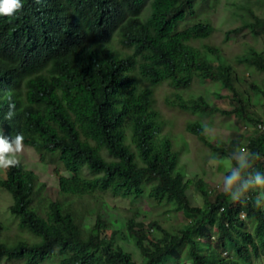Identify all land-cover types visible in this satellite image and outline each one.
<instances>
[{
	"label": "trees",
	"instance_id": "trees-1",
	"mask_svg": "<svg viewBox=\"0 0 264 264\" xmlns=\"http://www.w3.org/2000/svg\"><path fill=\"white\" fill-rule=\"evenodd\" d=\"M217 1L133 0L130 8L142 9L148 3V17L141 13L133 18L124 13L111 30L94 33L86 46L52 58L46 55L32 67L33 73L23 75L22 88L15 80L0 82V129L5 137L11 140L22 134V143L33 147L40 160L53 163L55 170L71 173L57 178L58 198L53 199L50 187L40 182L33 170L19 162L5 168L0 188L10 194L8 211L20 231L12 239L0 233V264L264 261V187L251 186L242 200L232 201L226 188L211 191L202 178H186V169L180 163L186 143L182 147L174 144L173 137L163 133V120L153 97L154 87L163 82L178 90L171 104L196 116L187 122L188 132L220 158L230 160L233 169L226 176L237 171L243 183L251 180L255 171L264 174V128H257L264 123V108L263 116L253 110L251 94L242 87L246 83L258 92V100L264 105V18L255 14L250 0L236 4L239 7L231 6L234 9L229 12L233 20H242L252 36L262 39L260 49L249 46L236 57L250 72L262 75L259 81H249L239 76L219 47L204 42L214 31L209 12ZM62 2L65 5L60 8ZM42 3L60 9L48 7L42 11ZM74 7L70 0H25L19 12L24 21L15 20L19 23L14 25L23 30L10 32L15 38L34 37L38 31L45 37L47 22L66 23ZM112 10L121 12V5L112 6ZM0 27L5 26L0 23ZM31 29L35 31H25ZM113 32L121 44L158 37L128 56L109 47ZM195 82L213 84L217 95L227 90L233 103L227 114L254 123L244 145L239 139L226 145L211 143L202 118L219 108L203 94L186 96L181 92ZM10 102L15 104L14 115L5 119ZM239 146L256 154L247 157L250 167H239L235 157ZM84 167L94 176L85 177ZM191 182L202 196L200 205H193L187 194ZM239 187L234 185L231 190ZM96 192H110L132 201L141 198L159 206L162 216L181 212L187 221L178 229L162 225L156 218L144 221L147 210L140 205L120 224L121 229H112L107 236L110 224L99 212L95 223L85 228L83 213L73 207L74 197L80 200ZM150 227L157 234L149 233ZM24 232L31 236L26 237ZM116 234L132 241L141 260H136L123 244L115 243Z\"/></svg>",
	"mask_w": 264,
	"mask_h": 264
},
{
	"label": "rangeland",
	"instance_id": "rangeland-1",
	"mask_svg": "<svg viewBox=\"0 0 264 264\" xmlns=\"http://www.w3.org/2000/svg\"><path fill=\"white\" fill-rule=\"evenodd\" d=\"M242 1H217L215 8H212L209 12L214 31L204 42L219 47L223 56L234 66L241 78L249 81L255 78L259 81L262 77L260 73L256 71L250 72L246 66L236 61V57L245 53L249 46L256 49H260L263 46L262 39L252 36L249 29L242 24L240 18L233 20L229 16V12L234 9L231 6L239 7L236 4ZM250 2L255 14L264 18V0H250ZM247 85L243 83L242 87L245 86L244 88L251 94L252 109L263 116L264 105L258 100V92H253ZM214 88L215 86L211 83L200 84L195 82L192 83L187 91L181 92L186 96L189 93L192 95L203 94L209 99L211 104L219 108L213 114L207 117L203 116L202 118L207 125L206 135L210 136L211 143H218L220 141L226 145L232 139H239L243 143L242 145H244L245 138L253 131L254 123L243 122L242 120L238 121L235 114H227V111L233 108L230 93L222 89L220 90V95H217L213 92ZM177 91V89L168 83L160 84L154 88L155 107L159 111L161 120H163L162 131L163 133H169L173 137L174 144H181L182 147V144L186 143V147L182 148L180 154V163L186 169V171L183 170L186 172V178L194 180L202 178L208 190H223L225 189L223 178L226 176L225 173L227 171L233 169V165L228 158H220L209 146L187 131V122L196 118V116L171 104L173 94ZM236 151L235 157L239 163L241 154L247 152V150L239 146L236 148ZM16 156L22 167L33 170L38 180L50 187L52 198L57 199V178L59 175L70 176V174L61 168L55 170V165L49 161L43 162L40 160L39 155L30 146L22 144L21 150L16 153ZM85 174L91 176L88 170L85 171ZM4 176L5 168L0 167V177ZM187 194L193 205H200L202 203V196L196 191L192 182L187 186ZM84 197L81 200L77 198L72 199L74 201V209L83 213V227L90 228L95 223L96 211H98L110 224L106 231L107 236L111 234L112 229H121L120 224L132 215L135 207H139L140 205L146 206L147 211L143 215L144 221L148 222L156 218L162 225H174L177 229L181 228L187 221L181 212H171L169 215L165 214L162 216L159 206L151 205L148 201H144L141 198L132 201L113 195L110 192H97L94 197L90 195ZM11 202L10 194L0 188V233L2 237H10V239L16 238V233L20 231L16 220L13 219L8 211ZM148 231L153 235L157 234L154 227L148 228ZM24 233L26 237L31 236L27 232ZM115 243L123 244L126 250L133 253V257L136 260H141V254L131 240H127L120 236V234H116ZM222 254L224 253L222 252ZM1 264H5V262L3 261ZM258 264H264V261L261 260Z\"/></svg>",
	"mask_w": 264,
	"mask_h": 264
},
{
	"label": "clouds",
	"instance_id": "clouds-1",
	"mask_svg": "<svg viewBox=\"0 0 264 264\" xmlns=\"http://www.w3.org/2000/svg\"><path fill=\"white\" fill-rule=\"evenodd\" d=\"M132 1L133 0H107L104 3H101V0H70L71 7H75L73 8L74 10L70 12L69 16L66 17V23H61L51 19L47 22L48 28L45 37H40L37 27L38 32L36 36L33 37L31 35H27L15 38L10 31L23 30L15 28L14 25L19 23L18 21H24V17L21 16L19 12L23 9L25 0H0V23L6 27H0V82L15 80L22 88L23 78L26 75L33 73L32 67L42 62L46 55L52 58L57 55L68 54L78 47L86 46L92 40L94 33L103 30H111L113 22L124 15V13L130 14L133 18L139 17L141 13L145 14L147 17L149 16L151 9L145 8L148 3H145L142 9H140V7L135 9L134 7H129ZM117 4L121 5L122 11L115 13L112 10V6ZM64 5L65 3L62 2L60 4V8ZM48 7H50L53 11L60 9L56 6H49L45 4L40 6L42 11ZM25 31L34 32L35 30L31 29ZM157 37L158 36H154L147 40L121 44L119 42L118 34L113 32L108 42L111 49L119 50L122 51L121 53L124 55L132 56L133 53L145 42L153 41ZM25 96L26 94L24 92V98ZM9 100L11 101L10 95ZM14 108V102H10L8 105V111L4 114L5 119L12 118L14 115ZM22 141V134L17 133L11 140H8L3 134V130L0 129V167L8 168L18 164L19 161L16 153L21 150L22 144H24ZM103 154L107 153L103 151ZM248 156L256 157V154L249 152L241 154L239 167L243 168L251 166V161L247 159ZM86 170H88L91 176L85 174ZM69 174L71 176V173ZM82 174L88 178L94 176V174L89 171L88 167L83 168ZM98 174L101 175L102 173ZM223 180L224 186L227 189V194L230 196L232 201L242 200V196H244L251 186L264 187V174L260 171H255L252 179L246 180L243 183H240V176L237 171H230V174L225 176ZM237 184H240L239 189L232 191L231 189L233 186ZM96 193L94 196H96ZM79 199L81 200L83 198Z\"/></svg>",
	"mask_w": 264,
	"mask_h": 264
},
{
	"label": "built area",
	"instance_id": "built-area-1",
	"mask_svg": "<svg viewBox=\"0 0 264 264\" xmlns=\"http://www.w3.org/2000/svg\"><path fill=\"white\" fill-rule=\"evenodd\" d=\"M257 128H258V129H263V128H264V123H260V124H258V125H257Z\"/></svg>",
	"mask_w": 264,
	"mask_h": 264
}]
</instances>
